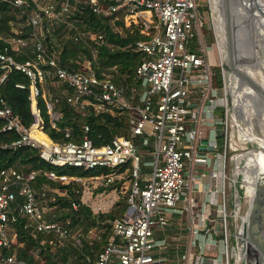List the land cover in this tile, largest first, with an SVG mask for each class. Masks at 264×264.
I'll return each instance as SVG.
<instances>
[{
	"label": "built area",
	"instance_id": "built-area-1",
	"mask_svg": "<svg viewBox=\"0 0 264 264\" xmlns=\"http://www.w3.org/2000/svg\"><path fill=\"white\" fill-rule=\"evenodd\" d=\"M23 1L9 0L17 7ZM79 1L94 13L119 17L127 30L135 29L140 36L133 40V47L141 52V56L134 63L130 80L125 82L122 80L124 72L116 71L113 66L97 65L94 44L92 49L88 48L89 56L76 50V68L62 65L58 58L61 43L57 46L54 42L48 51L39 35L44 17L53 13L50 2L40 6L35 4L25 16V21L33 28L30 56L16 59L4 48L0 50V79L10 68L27 77L32 114V120L24 125L0 96V129L17 132L15 138L2 145L34 146L41 157L53 164H70L81 169L106 168L88 173H66L0 166V264H28L15 255L13 222L16 215L24 217V225L32 235L44 233L39 240L51 246L65 243L66 237L74 241L79 239L78 229L72 230L73 226L63 224L62 220L67 221V218H56L54 214L44 216L43 202L63 190L44 181L36 188V174L42 172L59 183H77V200L70 199V206L74 208L82 202L91 211H102L116 197L114 186L108 191L104 186L122 176L120 172L124 170L131 181L125 198L127 206L109 219L110 230L99 243L94 257L89 260L86 256L87 264H202L207 260L222 264V252L226 264L229 237L225 211L226 174L223 171L225 152L223 141L221 149L216 144V135L221 133L222 127L217 123L221 122L222 114H213L215 110H224L222 104H218L225 103V88L222 84L220 93L218 86L210 84L214 62L207 53L210 45L199 41L201 15L196 1L75 0L70 4L68 0H61L58 10L66 9L68 13ZM116 10H120L117 15ZM77 32L83 42L103 41L100 31L85 28ZM193 36L196 41L190 43ZM9 40L14 48L25 43L20 37L11 36ZM218 64L223 77L221 62ZM173 66H176L174 72ZM117 77L119 81H116ZM46 79L64 89L63 100L79 111L125 114L129 135L115 133L108 141L96 144L87 135V123H82L77 140L52 138L42 128L36 105V96L40 93L49 113V124L53 126L59 111L52 106L55 95L49 99L41 86ZM14 84L23 86L20 81ZM208 118L220 121H202ZM60 131L67 135L71 129L63 125ZM132 135H140L137 136L140 145L151 153L148 159L150 176L141 182ZM147 135L151 136V144L147 142ZM200 136H206L205 143L212 147L199 148ZM121 186L118 185L117 191ZM200 190L205 195L199 199L194 192ZM233 197L234 192L230 197L234 204ZM46 205L48 210L58 206ZM181 213L182 217L179 216ZM155 229L160 231L159 237L153 236ZM170 229L174 237L183 236L182 248L176 251L174 258H168L164 250L162 253L148 252L155 246L158 250L165 249V233ZM194 245L199 252L192 253ZM215 245V255L207 257L201 253L203 248ZM4 247L9 250L3 251Z\"/></svg>",
	"mask_w": 264,
	"mask_h": 264
},
{
	"label": "trees",
	"instance_id": "trees-1",
	"mask_svg": "<svg viewBox=\"0 0 264 264\" xmlns=\"http://www.w3.org/2000/svg\"><path fill=\"white\" fill-rule=\"evenodd\" d=\"M34 6L32 0H24L19 7L13 6L9 0H0V50L4 48V51L9 52L16 59H23L31 55L30 37L33 28L29 22L24 21L20 27L11 29V22L25 20L24 17L27 15V11ZM66 16L73 21L75 24L73 25L77 31L85 28L100 31L103 41L96 43L91 40L95 45L97 65L113 66L116 71L125 73V78L122 79L124 82L130 80L134 63L141 56V52L133 47V40L140 36V34L135 29L127 30V28L121 25L120 18L117 16L100 15L92 12L82 1L76 2L74 8L66 13ZM11 36L23 38L25 43L14 48L9 40ZM42 42L48 51L50 47L55 45L50 39L49 32L43 34ZM60 43L58 58L64 66L77 67L78 63L75 60L77 49L89 56L88 47H86L81 39L71 37ZM213 65L217 66L219 70L218 62L213 63ZM94 69L97 71L96 67ZM119 80L117 77L116 81ZM16 81L22 82L23 86L15 85L14 82ZM26 84L27 77L21 71L14 68L6 70L2 79H0V96L10 106L11 110L17 114L19 120L24 125H27L32 120ZM36 105L42 128L54 139L77 140L81 134L82 123H87V135L96 144L108 141L115 133H122L128 136L125 114L109 113L106 111L96 113L90 110L79 111L72 104L63 100L59 106H56V102H53L52 106L59 111V115L55 118V124L52 126L49 124V113L46 110L44 99L40 93L36 96ZM63 125L70 127L71 131L69 134H62L60 129ZM16 135L17 132L13 129H0V166L12 165L22 170L28 168H38L40 170L53 169L56 172L66 173H88L106 169L104 167L81 169L70 164H53L41 157L38 148L34 146L27 144L15 146L2 145V143H7L15 138ZM217 148L220 149L221 146H217ZM40 181L58 185L63 190L62 193H55L54 198L47 201L50 204H57L62 207L61 211L55 215L56 218H67V221L64 219L62 221L63 224L69 226L85 221L98 231L99 237L94 239L92 248H89V245L87 246L85 242L80 243L78 246L67 242H65L66 244L51 246L49 243L39 240L44 233L37 232L35 235H32L28 227L24 225V217L16 215L13 222L16 257L24 259L28 264H87L88 259L86 256H89L90 259L94 257L99 243L104 240L110 230L109 219L120 213L124 208L122 199L116 201L117 206L115 209H108L106 211L92 212L82 202H78L73 208L70 206L69 200H77L78 190L75 189L79 186L77 183H59L55 179L46 177L42 172L35 175L34 183H39ZM117 182L113 180L106 187ZM33 248H36L35 253H32ZM8 250L9 248H3V251Z\"/></svg>",
	"mask_w": 264,
	"mask_h": 264
},
{
	"label": "rangeland",
	"instance_id": "rangeland-1",
	"mask_svg": "<svg viewBox=\"0 0 264 264\" xmlns=\"http://www.w3.org/2000/svg\"><path fill=\"white\" fill-rule=\"evenodd\" d=\"M34 2V5L37 6L44 5L47 2H50L52 4V11L53 13L47 15L44 17V22L42 24V32L39 33L41 37H43V34L45 32L50 33V39L55 42L56 45L61 41L70 39L71 37L75 36L78 39H81L82 37L77 33V29L75 28V24L73 21L66 16V9L63 11H59L58 4L61 2V0H32ZM70 4L74 3L75 0H68ZM199 9V13L201 15V23L198 27V35H199V41H201V44H205L207 46L210 45L207 53L209 58L214 62H219V53L222 52V49L219 50L218 46L216 44L215 34L213 32V23H212V10L210 6V0H195ZM71 8V5H69V9ZM31 9L27 11V13L30 12ZM120 10L115 11V14H119ZM25 18V17H24ZM24 19L17 20L11 22V29H16L17 27H20L24 23ZM74 24V25H73ZM70 27V28H69ZM211 32V33H210ZM212 34V37H211ZM190 43L193 41H196V37H192L189 39ZM86 47L90 48L93 45V42L91 40L84 42ZM205 46V47H206ZM92 49V48H90ZM173 72L176 70V66L172 67ZM223 77L221 76V72L218 70L217 66L212 65L211 66V72H210V84L218 86V89H220V93L222 92V84H224L225 88V103H219L218 105L221 106L224 110L220 111H214V115H221V122L219 119H203L202 121L205 123H210L212 121L218 122L217 124H222V127L220 128L221 133L216 135V144L217 146L222 147V141L224 143V152L226 155L223 157V171L226 174L225 178V211L227 215V228H228V237L227 238V250H228V257H227V263L226 264H242V257L236 256V244L240 241L238 239V230L240 227L241 218L240 215H242L244 212L247 211L248 207V193L246 191V184L249 183V177L248 174L250 172L249 163L246 161L248 156H253V151L255 148L259 146L258 141L253 140L251 138H247L246 135H255L256 137H260L264 140V123L261 122L260 118V112L251 111L248 107V104L242 105V102H245L248 100L247 96L240 93L238 94L237 99L240 100L241 107L239 110L236 111V106L232 104L233 99L235 98V91L233 89H230L231 87H228L229 80H231V75L228 73L223 67ZM227 73V74H226ZM226 74V75H225ZM220 80V81H219ZM239 84H242L240 82ZM42 88L44 91H46V95L49 99H52L55 95L56 100L53 99V102H56V106L60 105V102H63L62 98V92L64 89H62L59 86L53 85L51 82H49L47 79L41 83ZM221 87V88H220ZM219 92V90L217 91ZM238 112V113H237ZM221 113V114H220ZM246 120V121H245ZM238 124V125H237ZM129 135V131H128ZM138 137L140 135H137ZM136 137V135H132V138L136 142V153L138 155V166H139V181L147 180L150 176V169L151 164L148 162V159L151 157V153L149 151H146V147L139 142V138ZM147 142L152 143L151 136L147 135ZM152 148L149 147V149ZM148 149V147H147ZM221 149V148H220ZM233 170V172H232ZM123 175L115 178L114 181H118L117 183L112 184L111 186L106 187L104 186L105 190L108 191L109 188H112L114 186L113 191L116 194V197L111 202V204L104 210L106 211L108 209H115L117 206L116 201L119 199H122V202L124 204V208L127 206L126 196L128 195V192L130 190V178L127 171H121ZM238 176V178H237ZM236 177V178H235ZM237 180V181H236ZM39 183H35L34 186L36 188L39 187ZM122 184L121 190L117 191L118 185ZM236 184V186H235ZM99 188V187H98ZM94 190H98L94 188ZM92 190V191H94ZM112 191V190H111ZM234 192V204L232 203V200L230 197H232V194ZM219 198V196H218ZM43 202V201H42ZM48 202H43V209H44V216L51 217L54 215H57L61 211V206L58 205L55 207V209L48 210L46 207ZM236 210V214L233 213L234 209ZM99 210L92 211V212H98ZM121 211V212H122ZM119 214V213H118ZM181 217V214L179 215ZM239 224V226H238ZM72 230L75 228L80 231L79 239L78 241H74L73 239L66 237L65 242L71 243L74 245H79L80 243H87V246L89 245V248H92V243L94 242V239H97L96 236L98 234V231L92 227L91 224H88L87 222L83 221L81 223H74L72 225ZM160 231H154L152 232L154 235L159 236ZM153 235V236H154ZM167 235V233H165ZM237 242V243H236ZM66 244V243H65ZM157 247H152L148 250L151 254L156 253L157 251L163 252V249H156ZM36 248H33V253H35ZM217 247L212 246L210 248H203L201 250V253L204 255H207V257L213 256L216 254ZM199 252L198 247L196 245L193 246L192 253ZM223 252H222V264H224L223 261ZM89 258V256H88ZM90 260V258H89ZM202 264H214L210 262L209 260L203 262Z\"/></svg>",
	"mask_w": 264,
	"mask_h": 264
},
{
	"label": "bare ground",
	"instance_id": "bare-ground-1",
	"mask_svg": "<svg viewBox=\"0 0 264 264\" xmlns=\"http://www.w3.org/2000/svg\"><path fill=\"white\" fill-rule=\"evenodd\" d=\"M218 1L219 0H210V6L214 10L212 11V23L214 31H216L217 45H219L220 40L219 33L221 31L222 34L223 31L220 7L217 3ZM232 2L235 7L234 18L236 20L237 29L235 35L239 40L236 44H231L230 54L233 64L237 67V69L250 77L264 92V0H239V4L236 0H232ZM221 56L222 53L220 54V58ZM231 77L232 78L229 80L227 85L228 87H231L230 89L235 91V98L233 99L232 104L236 106V111L241 107L240 102L243 106L244 104H248L251 111L255 110L256 112H260L259 115L261 122L264 123V102L263 99H261L260 94L245 81H242V84H239L240 78L234 73H231ZM239 93L240 95L244 94L247 96L248 100L245 102L238 100L237 97ZM248 137L263 145H259L257 148L252 150L253 156H248L246 160L249 163L250 168V172L248 174L249 183L246 184V191L248 193L247 201L249 204L253 184L257 180L259 173L264 170V140L260 137H256L255 135H248ZM246 212L240 215L241 220H245ZM233 213L236 214L235 209ZM239 244L240 243L238 242L236 249L237 257L241 255ZM253 253L256 256L257 264H264V252L256 249Z\"/></svg>",
	"mask_w": 264,
	"mask_h": 264
},
{
	"label": "water",
	"instance_id": "water-1",
	"mask_svg": "<svg viewBox=\"0 0 264 264\" xmlns=\"http://www.w3.org/2000/svg\"><path fill=\"white\" fill-rule=\"evenodd\" d=\"M236 1L239 4V0ZM217 3L220 7L222 18L221 24L223 28L222 34L221 31L219 33L220 40L218 46L219 50L222 49L221 58V53H219V61L221 62V66L228 73H230V75L231 73H234L237 77H239L240 82L245 81L251 85L255 91L260 94L261 99H263L264 102V94H261L264 92L262 91L261 87L256 85V83L250 77L237 69V67L234 66L233 60L231 58V44H236L237 41H239L235 35L237 29L236 20L234 18L235 7L233 2L232 0H219ZM211 10L214 11L212 8ZM215 33L216 31H214V34ZM215 37L217 38L216 34ZM247 138L249 137L247 136ZM205 142L206 136H200L197 146L199 148L212 147L210 143ZM259 145L261 144L259 143ZM238 233L242 264H257L256 256L253 251L258 249L259 251L264 252V170L259 173L257 180L253 184L249 204L247 207L246 218L245 220H241L240 230Z\"/></svg>",
	"mask_w": 264,
	"mask_h": 264
},
{
	"label": "crops",
	"instance_id": "crops-1",
	"mask_svg": "<svg viewBox=\"0 0 264 264\" xmlns=\"http://www.w3.org/2000/svg\"><path fill=\"white\" fill-rule=\"evenodd\" d=\"M194 195L196 197H198L200 199L201 196L205 195V192L203 190L200 191H195ZM183 216V213H181V217ZM171 231H169L166 235V242H167V246L165 247L164 253L167 255L168 258H174V255L176 253V251H178L179 249H181L182 247V243H183V236L179 235L177 237H174V235L172 234V229H170ZM154 231H158V230H154ZM159 236L161 235V233H158ZM154 235V234H153ZM154 235V237H159Z\"/></svg>",
	"mask_w": 264,
	"mask_h": 264
}]
</instances>
